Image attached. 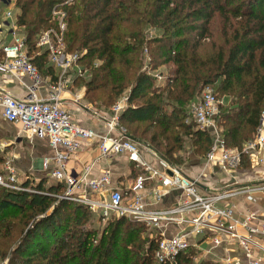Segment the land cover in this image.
I'll return each instance as SVG.
<instances>
[{
    "label": "trees",
    "instance_id": "16d2710c",
    "mask_svg": "<svg viewBox=\"0 0 264 264\" xmlns=\"http://www.w3.org/2000/svg\"><path fill=\"white\" fill-rule=\"evenodd\" d=\"M64 1L13 0L31 61L42 76H54L47 52L34 53L38 35L56 26L51 10L58 6L65 12V50L79 52L90 73L74 82H83L85 96L106 109L128 93L120 122L131 138L144 140L172 164L179 161L174 153L185 137L196 152L207 153L211 138L193 129L188 104L206 85L215 84L231 101L216 117L226 145L240 149L256 132L264 110V0ZM148 28L156 31L150 38ZM145 48L150 71L167 65L162 72L171 82L159 84L141 71ZM30 186L36 190L0 185V260L164 264L154 259L156 241L143 225L111 217L100 231L92 229L88 207L56 196L62 183ZM197 252L191 247L179 253L176 264H190ZM197 264L219 263L209 259Z\"/></svg>",
    "mask_w": 264,
    "mask_h": 264
},
{
    "label": "built area",
    "instance_id": "2783aa9c",
    "mask_svg": "<svg viewBox=\"0 0 264 264\" xmlns=\"http://www.w3.org/2000/svg\"><path fill=\"white\" fill-rule=\"evenodd\" d=\"M51 18L56 21V26L38 35L34 53L47 52L55 74L54 79H46L31 61L22 28L15 21L13 0H0V70L3 79H15L26 91V96L19 98L0 87V113L6 121L20 124L29 136L47 140L52 156L43 158L42 166L47 169L52 162L48 176L64 186L63 193L56 196L88 207L103 222L111 217H124L143 225L156 241L153 257L158 263L176 264L179 253L191 247L201 252L199 242L206 241L207 252L219 264H264V255L254 254L255 247L264 250L257 237H264V221L254 223L253 213L240 218L234 207L227 204L235 194L264 190V111L254 137L238 149L226 145L222 129L216 122L224 103L212 86L206 85L188 104L190 120L211 138V146L204 156L206 165L217 167L224 175L231 176L242 168L246 157L252 161L258 183L208 187L200 181V175L190 177L179 165L161 156L158 158L164 167L159 168L143 154L147 152L157 157L158 153L149 144L131 138L120 122L121 113L129 105L128 93L108 108V116L102 115L107 128L104 133L72 121L61 103V94L74 83L75 78H88L90 73L80 63L79 52L65 50V12L55 6L51 10ZM155 34L152 28L146 30L148 38ZM150 60L145 48L142 70L148 71L159 84L166 80L171 82L169 76L159 69L150 71ZM43 81L47 83L46 95L40 92ZM84 92L85 86L82 85L72 94L79 106H83L79 102ZM91 142L97 145L98 158L126 154L127 160L140 170L130 185L131 195H125L118 186H112L108 168L91 178V165L78 176L67 173L66 166L71 156ZM146 181L153 182V185L147 188ZM0 185L15 191L29 190L17 181L10 158L0 166ZM171 193L176 195L174 202L164 207H153ZM172 224L176 230L168 233ZM231 245L236 246L238 255L230 256ZM5 262L0 264H7Z\"/></svg>",
    "mask_w": 264,
    "mask_h": 264
},
{
    "label": "crops",
    "instance_id": "0c3cea01",
    "mask_svg": "<svg viewBox=\"0 0 264 264\" xmlns=\"http://www.w3.org/2000/svg\"><path fill=\"white\" fill-rule=\"evenodd\" d=\"M22 32V31H21ZM55 74V71H54ZM46 79L50 75L44 76ZM51 78H54L51 77ZM46 81H43V86L40 88L42 95L47 94ZM0 87L6 89L16 97L23 98L26 96L25 89L15 79H3L0 70ZM77 88L74 83L70 84L67 89L61 94V103L68 110L71 115L72 121L82 127L94 130L97 133H104L106 131L105 118L102 115L108 116L109 110H99L92 106L83 103V97L80 100L79 106L72 98V94ZM85 92L83 93L84 96ZM144 157L153 165L159 168L164 167L160 161V156L143 153ZM98 148L95 142L84 144L81 150L71 156L67 163L66 171L69 174L78 176L83 172L86 166L91 165V172L89 178L96 176L102 169L108 168L111 172L112 186H118L125 195H131L129 190L130 185L133 183L134 178L140 173V170L134 168L133 164L127 160L126 154H120L109 158H98ZM52 156V150L46 139L31 137L24 132L20 124H14L6 121L0 113V166L6 158L11 159L15 176L20 184L30 182V185L35 186L43 179H50L48 170L52 167L53 163L50 162L48 168L42 166L43 158ZM203 168L199 173L200 181L208 187H233L244 184H256L258 178L253 170L239 169L233 175L226 176L223 172L219 171L217 167L206 165L202 163ZM196 169V168H195ZM182 170L190 177H197L198 171L189 172V169L182 168ZM199 171V172H201ZM153 182L146 181L145 186L150 188ZM176 195L171 193L163 200L153 205V207H164L174 202ZM227 204L234 207L237 215L242 218L246 213L254 214V223L264 221V190H253L244 193H238L230 197ZM175 226L172 224L168 228V233H174ZM261 245L264 247V237L257 236ZM200 240V239H199ZM199 247L201 248V256L213 255L207 252L208 244L206 241H200ZM230 256L239 254L236 246H230ZM224 254V253H222ZM255 255H264V250L260 247L254 248Z\"/></svg>",
    "mask_w": 264,
    "mask_h": 264
},
{
    "label": "rangeland",
    "instance_id": "374dc122",
    "mask_svg": "<svg viewBox=\"0 0 264 264\" xmlns=\"http://www.w3.org/2000/svg\"><path fill=\"white\" fill-rule=\"evenodd\" d=\"M21 31L23 32L22 29H21ZM207 44L208 43H206L205 47L202 48V50H201L202 52L205 51L208 48ZM95 63L97 64L98 62L95 61ZM143 65H144V60H143ZM142 68H143V66H142ZM142 68H141V71H142ZM165 68H168V66L167 65L166 66H161V70L164 71V72H165ZM84 77L87 78L86 76H80L79 78H83L84 79ZM82 84H83V82L81 83L79 81H75L74 82V87L77 88V90H79V88L82 86ZM210 86H212L214 91L217 92L218 96L223 99V103L224 104L222 106H226V105H228L231 102L230 98L228 96L223 95L219 90H217L216 84L215 85H210ZM83 103H85L86 105L88 104L89 106H92L93 108H98L99 110H105L106 109V106L100 105L99 101L91 102L89 100V97L85 96V94L83 96ZM189 120H190V118H189ZM193 129H197L196 126H194ZM253 137H254V134H253V136H251L250 139H252ZM184 139H185V142L182 143V149L178 150V151H176L174 153V158L176 157L177 159H179V161L177 163H175V164L179 165L181 168L189 169V172L198 171V174H196V175H199V173L203 172V171H201L203 168H201L200 166H202L203 162L205 163L204 155H206V153L203 154V153L196 152L195 151V147H193L188 141V139H190V138L189 137H185ZM138 141H140L142 143L145 142L142 139H139ZM200 168H201V170H200ZM242 168L252 171L254 169L252 161L250 159H248V158L245 159V161L242 162ZM199 171H201V172H199ZM41 182H42L44 188H46L48 186H51V185H54V184L56 185V183H57L55 180H53L51 178L48 179V180L43 179ZM28 184H29L28 185V189L36 190L35 187H31L30 186V182H28ZM63 187L60 188L59 192H55V193H58L56 195H60L62 193V191H64ZM88 223H89V224H87L88 227H90L92 229H96L98 231H100L102 229V227H104L106 225V222L101 221V219L98 218L97 215L94 214V213H90V217H89ZM149 233L150 232H148L146 230V234L148 235ZM200 254H201V252H197V254H195V257L190 261V264H197L200 260H209V259L213 260V258H211L210 256L202 257ZM4 261H6L5 263H7V259L0 260L1 263L4 262Z\"/></svg>",
    "mask_w": 264,
    "mask_h": 264
}]
</instances>
